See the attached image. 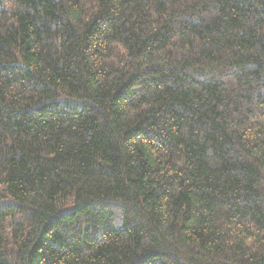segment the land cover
I'll list each match as a JSON object with an SVG mask.
<instances>
[{"label":"trees","instance_id":"trees-1","mask_svg":"<svg viewBox=\"0 0 264 264\" xmlns=\"http://www.w3.org/2000/svg\"><path fill=\"white\" fill-rule=\"evenodd\" d=\"M0 264H264V0H0Z\"/></svg>","mask_w":264,"mask_h":264}]
</instances>
